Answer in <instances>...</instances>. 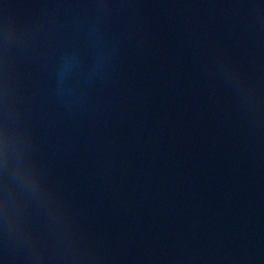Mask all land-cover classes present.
I'll list each match as a JSON object with an SVG mask.
<instances>
[{
    "label": "water",
    "instance_id": "water-1",
    "mask_svg": "<svg viewBox=\"0 0 264 264\" xmlns=\"http://www.w3.org/2000/svg\"><path fill=\"white\" fill-rule=\"evenodd\" d=\"M0 264H264V0H0Z\"/></svg>",
    "mask_w": 264,
    "mask_h": 264
}]
</instances>
